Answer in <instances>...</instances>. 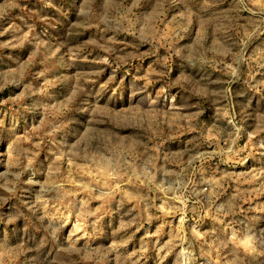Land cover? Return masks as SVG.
I'll return each mask as SVG.
<instances>
[{
	"label": "rangeland",
	"instance_id": "374dc122",
	"mask_svg": "<svg viewBox=\"0 0 264 264\" xmlns=\"http://www.w3.org/2000/svg\"><path fill=\"white\" fill-rule=\"evenodd\" d=\"M0 264H264V0H0Z\"/></svg>",
	"mask_w": 264,
	"mask_h": 264
}]
</instances>
